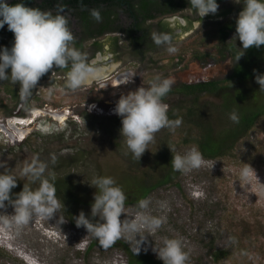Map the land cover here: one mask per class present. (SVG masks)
<instances>
[{
    "label": "rangeland",
    "instance_id": "rangeland-1",
    "mask_svg": "<svg viewBox=\"0 0 264 264\" xmlns=\"http://www.w3.org/2000/svg\"><path fill=\"white\" fill-rule=\"evenodd\" d=\"M209 31H213V27ZM199 37H203L202 33L187 40L188 46H178L180 55L178 52L153 55L151 59L155 63L146 61L139 76L132 73L136 78L132 77L127 84L119 80L129 73L121 68L71 91L65 88V73L61 72L54 74L50 81L42 80L30 97L20 101V96L14 98L7 92V87L12 90L19 87L0 83V164L4 165L0 172L6 170L17 175L20 189L14 193L20 192L24 184L36 187L19 176V170L33 156L48 163L45 177L52 173L55 178H66L69 188L74 185L71 192L83 194L91 189L90 183L99 165L132 166L136 175L150 170L147 171L149 175L158 176L160 170L151 165L163 145L172 144L175 155H182L193 146L198 149L194 141L200 130L184 118L190 101L180 94L171 95L166 105L168 108L171 104L181 106L177 109L181 126L174 134L166 128L155 133L154 141L140 160L133 159L130 153L125 155L127 148L119 131L121 118L113 109L121 95L141 86L147 87L158 75L170 78L172 88L204 77H228L230 63L218 55L213 56V60L198 63L194 53L200 46ZM212 44L210 42L207 47H213ZM247 69L252 72V78L239 86V90L235 91L236 87L229 92L246 95L252 105L260 106L264 102V92L256 88L259 85L255 77L264 75V55L260 53L250 59ZM217 104L218 96L202 95L196 105L213 124L215 135L236 124L229 119V114L214 111ZM91 105L95 107L89 110ZM9 111L23 118L30 117L33 122L20 125L17 130L21 133H14L8 128ZM33 111H39L38 115ZM184 139L192 142L185 144ZM260 147L264 149V116L227 155L202 156L204 163L200 168L186 174L177 172L173 183L152 190L145 198H152V214L164 215L166 222L155 234L147 236L148 243L141 245L140 252L161 261L152 247H159L163 237L180 238L188 253L187 264H264V166L256 151ZM51 154L57 158L55 165L50 162ZM69 160L75 161L69 163ZM249 166L245 182L240 179V171ZM10 198L14 200L15 196ZM58 201L61 208L53 217L34 216L24 226L12 221L14 209L5 201V207L0 208V264H128L127 254L121 247L103 248L95 243L83 226L77 227L69 221L62 210V202ZM160 202L166 203V209H160ZM136 204H125L126 215L134 213ZM124 217L122 214L121 220ZM119 240L131 249L129 242L123 238ZM216 251H227L229 256L216 260L213 255Z\"/></svg>",
    "mask_w": 264,
    "mask_h": 264
},
{
    "label": "clouds",
    "instance_id": "clouds-1",
    "mask_svg": "<svg viewBox=\"0 0 264 264\" xmlns=\"http://www.w3.org/2000/svg\"><path fill=\"white\" fill-rule=\"evenodd\" d=\"M188 3L189 7L185 10L199 18L215 14L219 7L216 0H188ZM234 3L243 4L235 20V35L232 38L241 43L239 49L242 51L237 55V61L244 50L264 45V0H234ZM90 15L100 22L99 10H90ZM5 25L13 33V42L10 48L0 46V82L19 84L18 92L22 100L31 96L40 78L54 66L60 70L67 69L64 84L67 90L76 91L102 78L99 69L89 61L88 53L75 47L68 18L62 8L54 14L38 7H28L24 0L14 4L0 0V29ZM150 39L169 55L178 52L177 40L171 33L152 31ZM133 75L126 74L121 84L130 82ZM255 79L259 91L264 92V75L256 76ZM172 83L170 78L158 75L147 87L141 86L121 95L117 101L113 113L121 118L119 131L127 148L125 155L130 153L134 159L140 160L148 150V145L154 141L155 133L166 128L174 134L181 126L182 119H170L167 115L168 106L163 102ZM94 107L89 106V110ZM229 119L239 123L236 112L230 113ZM9 120L23 122L28 119L14 114ZM56 159L55 154H51V164L55 165ZM203 163L202 154L195 146L171 159L173 170L183 174L200 168ZM0 167L4 165L0 164ZM47 168L48 163L41 161L38 156L26 162L19 170V176L25 177L36 187L24 184L19 193L13 194L14 200L10 198V193L17 186L18 177L10 171L0 172V208L5 207V201L12 205L14 211L11 219L17 226L27 225L34 216L49 219L59 212L61 204L56 198L54 187L56 178L52 173L45 177ZM249 168L244 167L240 171V179L245 182L248 180ZM90 185L96 189L90 205L91 217L98 219L92 222L81 211L75 217V224L77 227L83 226L103 248L123 238L132 245V253L138 254L141 245L148 243L147 236L155 234L166 222L164 215L152 214L151 197L138 200L134 213L126 215V195L110 176H95ZM159 207L164 210L167 205L160 202ZM122 214H125L123 220ZM152 251L163 264H187L189 259L180 238L163 237L160 246H153Z\"/></svg>",
    "mask_w": 264,
    "mask_h": 264
},
{
    "label": "flooded vegetation",
    "instance_id": "flooded-vegetation-1",
    "mask_svg": "<svg viewBox=\"0 0 264 264\" xmlns=\"http://www.w3.org/2000/svg\"><path fill=\"white\" fill-rule=\"evenodd\" d=\"M216 2L219 7L215 14L210 13L199 18L190 15L185 10L189 7L188 0H117L111 10L110 18L107 19L102 15L100 22L95 21L90 15L89 10L93 9L91 6H89L86 16H78V12L69 0H59L53 4L51 9L47 6L48 0H29L27 6H40L41 10L51 11L54 14L62 8L63 14L68 18V26L74 36L75 47L86 51L89 61L99 71L105 70L107 74L123 68L125 72L137 73L139 76V71L146 61L151 60L153 62L151 59L153 55L166 52L163 47H157L152 43L150 39L152 31L173 34L177 40V47L180 45L188 46L187 40L202 33L203 37H199L200 40L197 42L200 46L194 53L196 60L198 63H202L207 59L213 60V56L218 55L223 61L230 63L229 76L221 79L204 77L180 83L178 87L182 84L190 85L207 81L222 83L225 80L231 82L227 85L241 86L253 76L250 69H247L249 60L260 53L263 56L264 45L259 48L250 47L244 50L243 55L236 61L237 55L242 51L239 49L241 43L238 39L234 41L232 38L235 35V20L242 10L243 4L234 3V0H216ZM7 3L11 4L12 1ZM101 5L104 8L108 7L106 2ZM111 19H113L112 23L109 22ZM211 27H213V31H209ZM223 33H227V35L222 41ZM12 42L13 33L5 25L4 28L0 29V46L12 45ZM210 42L213 43V47H207ZM177 54L180 55L181 53L178 52ZM131 63L135 65H130ZM238 66L246 69L247 76L245 79L234 78ZM66 71L67 69L60 70L54 66L40 78L36 87L43 82L42 80L50 81L54 74L66 73ZM0 83L3 86L11 84L8 81ZM13 86L19 87V84ZM171 95L173 94L169 93L163 98L165 104L170 103L168 98ZM180 95L181 98L189 100L188 94L182 93ZM202 95L215 97L216 92L202 91L199 96Z\"/></svg>",
    "mask_w": 264,
    "mask_h": 264
},
{
    "label": "trees",
    "instance_id": "trees-1",
    "mask_svg": "<svg viewBox=\"0 0 264 264\" xmlns=\"http://www.w3.org/2000/svg\"><path fill=\"white\" fill-rule=\"evenodd\" d=\"M29 0H24L25 5ZM49 4L47 6L51 9L53 4L57 3L59 0H48ZM117 0H69L73 4L74 9L78 12V16H86L89 10V6L93 9H97L100 15H104L107 19L110 18L111 10ZM20 2V0H12L11 4ZM108 4L107 8L102 7L101 4ZM143 4V3H142ZM141 4V6H142ZM40 8V6H37ZM90 12V10H89ZM109 22H113L111 19ZM227 33H223L221 40L223 41ZM4 47H11V44L4 45ZM246 69H242L241 66L237 67L234 78H246ZM240 85H223L219 81H207L197 84L181 85L179 87L171 88L170 94H188L189 105L185 111V119L193 124H196L200 130L199 135L196 137L194 143L198 147L199 152L204 158H219L227 155L233 149L235 143L242 137L248 134V132L256 126L259 118L264 116V102L260 106H255L250 103L249 97L242 94H234L229 92L233 88L238 87L235 91L239 90ZM259 89V87H256ZM7 92H9L14 98L19 96L18 89H9L7 87ZM202 91H208L210 93L216 92V97L218 96L219 104L214 107V111L218 114H230L236 112L239 117V123L231 126L229 130L220 131L218 135H215V128L210 120L205 117L201 112L198 111L196 105L199 103V94ZM168 93V94H169ZM262 94V93H261ZM264 100V93L262 94ZM258 96V98H262ZM22 99H20L21 101ZM181 106L170 105L168 109V117L170 119L178 118L180 114L177 109ZM14 115V112L9 111V116ZM192 141L184 139L183 143L188 144ZM171 150V151H170ZM258 155L260 156V162L264 166V149L258 148ZM174 149L172 144L163 145L156 155V160L153 161V168L158 167L161 174L158 176H151L147 171L141 172V175L134 174V167L124 168L119 164H110L107 167L99 165L95 176H110L116 183L123 189L126 195L125 204H136L141 198H145L152 190L162 187L164 185H169L173 183L177 171H174L171 166V159L174 156ZM130 156H132L130 154ZM133 158V157H132ZM134 159V158H133ZM136 160V159H135ZM134 160V161H135ZM75 160H69L72 163ZM149 167L150 169H153ZM154 168V169H155ZM68 186V180L66 178H56L54 187L55 195L62 202V210L68 217L72 224H75V217L79 215L81 211L84 212L85 217L89 218L92 222H96L97 217H91L90 205L93 203V196L96 192L95 187L91 186V189L83 194H74L71 192L74 185ZM19 190L20 187L17 185L11 190L10 197H13L15 190ZM19 193V192H17ZM95 243L98 241L95 239ZM112 245L121 247L128 257V264H163V262L155 260L152 256L139 252L138 254H133L129 246L119 239L116 240ZM214 258L216 260H221L229 256L227 251H216L214 252Z\"/></svg>",
    "mask_w": 264,
    "mask_h": 264
},
{
    "label": "bare ground",
    "instance_id": "bare-ground-1",
    "mask_svg": "<svg viewBox=\"0 0 264 264\" xmlns=\"http://www.w3.org/2000/svg\"><path fill=\"white\" fill-rule=\"evenodd\" d=\"M100 73L102 74V77H105V76H107L108 74L106 73V71L105 70H101L100 71ZM117 80V79H116ZM119 80H122L121 78L119 79ZM119 80H117V81H119ZM34 112V111H33ZM67 112L68 111H66L65 113L67 114ZM38 113H39V111H35L33 114H36V115H38ZM35 115V116H36ZM57 115V114H56ZM63 115V114H62ZM68 115V114H67ZM31 116H33V115H31ZM57 117V116H56ZM30 118V117H29ZM34 119V118H33ZM36 119V118H35ZM63 119H65V116L63 117ZM62 119V120H63ZM61 120V119H60ZM33 121H32V119H28V120H26V121H23V122H19V121H16L15 120V122H9V124H8V128L10 129V130H12V132H14L15 133V131H17L16 133H21V132H19L17 129L19 128V126L20 125H29L30 123H32ZM21 137V136H20Z\"/></svg>",
    "mask_w": 264,
    "mask_h": 264
},
{
    "label": "water",
    "instance_id": "water-1",
    "mask_svg": "<svg viewBox=\"0 0 264 264\" xmlns=\"http://www.w3.org/2000/svg\"><path fill=\"white\" fill-rule=\"evenodd\" d=\"M8 1H12V0H6V2H8ZM106 77V76H105ZM105 77H102L101 79H103V78H105Z\"/></svg>",
    "mask_w": 264,
    "mask_h": 264
}]
</instances>
